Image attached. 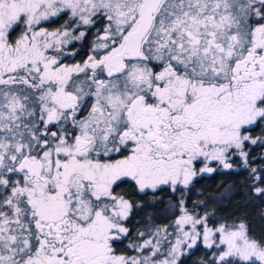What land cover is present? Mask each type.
<instances>
[{"label":"snow or ice","instance_id":"snow-or-ice-1","mask_svg":"<svg viewBox=\"0 0 264 264\" xmlns=\"http://www.w3.org/2000/svg\"><path fill=\"white\" fill-rule=\"evenodd\" d=\"M240 171L264 204V0H0V264H264L233 184L189 204Z\"/></svg>","mask_w":264,"mask_h":264},{"label":"trees","instance_id":"trees-1","mask_svg":"<svg viewBox=\"0 0 264 264\" xmlns=\"http://www.w3.org/2000/svg\"><path fill=\"white\" fill-rule=\"evenodd\" d=\"M259 129H256L252 135H258ZM262 150L260 148L253 147L252 156L257 157L253 162V166H260L261 160L259 159ZM251 160V157H250ZM247 172L240 171L239 173L226 174L223 172L214 173L212 175H205L203 177H198L193 188V192L190 195L189 204L192 201L199 199L196 195L197 191L203 192L205 195L216 190L217 185L223 184H233L235 194L227 199L224 203L219 206V211L217 217L220 219H227L229 223L234 220L246 219L251 231L259 238L264 237V218L261 217V210L264 209V204H261L258 200H249L245 197L244 192L246 188L244 185L247 184ZM160 197L166 203L168 201V194L160 193ZM133 199L137 197L133 196ZM147 199V198H146ZM163 204H159L155 209L145 208L143 210L134 211L131 217L129 226L135 231L137 228L144 227L143 223H138V221L143 222L149 213L153 214L155 223L166 224L169 221L164 218L163 214ZM208 250L204 249L202 245H198L196 248L192 249L190 253L182 257L183 264H200L201 260H206L208 258Z\"/></svg>","mask_w":264,"mask_h":264}]
</instances>
